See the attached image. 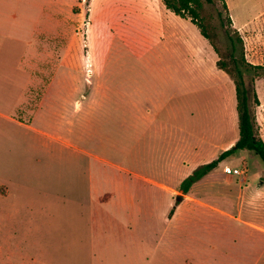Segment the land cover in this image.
Listing matches in <instances>:
<instances>
[{
    "label": "rangeland",
    "instance_id": "obj_1",
    "mask_svg": "<svg viewBox=\"0 0 264 264\" xmlns=\"http://www.w3.org/2000/svg\"><path fill=\"white\" fill-rule=\"evenodd\" d=\"M201 1L218 51L163 0H0V264H264L254 152L158 186L238 141L233 56L264 141V0Z\"/></svg>",
    "mask_w": 264,
    "mask_h": 264
},
{
    "label": "trees",
    "instance_id": "obj_2",
    "mask_svg": "<svg viewBox=\"0 0 264 264\" xmlns=\"http://www.w3.org/2000/svg\"><path fill=\"white\" fill-rule=\"evenodd\" d=\"M208 3H214L215 0H206ZM166 8L180 16L182 18L190 19L192 23L196 24L201 34L208 39L211 44H214L211 41V37L207 32L205 25L201 22L203 17L201 15V9L203 8V3L201 0H163ZM222 6L227 13V20L229 21L230 25H232V19L229 15V10L225 0H221ZM220 19L222 26L225 27L224 24V17L223 13H220ZM226 33L230 36V31L227 29ZM230 39L233 41L235 46V41L232 36ZM239 42H242L241 39L238 37ZM215 50L217 48L214 46ZM234 66H235V74L237 80H235L236 84V93H237V110L239 113V139L235 143L234 147L230 150L223 153L218 160H215L211 163L203 165L199 169L195 170L191 176H189L182 184L181 191L187 194L191 188V186L200 180L202 177L207 175L211 170H213L220 161L224 160L226 157L232 155L235 150H248L254 152L260 160L264 163V141L258 136L256 130V119L250 107V100L251 95L253 96L254 104L260 105L258 93L256 89L253 87L250 91L249 87L247 86L245 79H244V70L240 67L239 62L233 56ZM221 68L226 70L229 74H231L232 70L228 69L227 64L220 63ZM249 69L245 71H253L256 76L264 77V66H255V65H248Z\"/></svg>",
    "mask_w": 264,
    "mask_h": 264
},
{
    "label": "crops",
    "instance_id": "obj_3",
    "mask_svg": "<svg viewBox=\"0 0 264 264\" xmlns=\"http://www.w3.org/2000/svg\"><path fill=\"white\" fill-rule=\"evenodd\" d=\"M90 79H92V78H90ZM35 85L36 86H39L40 84H44V80L43 81H40V78L39 77H36L35 78ZM92 88H88V91L89 90H91ZM46 90H43V94L42 95H39V97H41L39 100H37V103H41V105H40V107H41V109H43V105H44V99H45V95H46ZM40 107H39V105H38V109H40ZM261 136H264V134L263 135H261ZM243 172V171H242ZM243 174H244V172H243ZM242 175V174H241ZM241 182L242 183H245L246 182V180L245 179H242L241 180ZM158 186H161L162 188H165L166 190H170V191H173L174 192V194H176V195H179V194H182L183 196H184V199L182 198V200L183 201H192V200H194V198L192 197V196H190V192L189 193H187V194H185V193H183L182 191H181V189H172V188H170V187H168V186H165V185H159L158 184ZM180 196V195H179Z\"/></svg>",
    "mask_w": 264,
    "mask_h": 264
},
{
    "label": "built area",
    "instance_id": "obj_4",
    "mask_svg": "<svg viewBox=\"0 0 264 264\" xmlns=\"http://www.w3.org/2000/svg\"><path fill=\"white\" fill-rule=\"evenodd\" d=\"M234 174H235V175H241V174H243V172H242V171L235 170V171H234Z\"/></svg>",
    "mask_w": 264,
    "mask_h": 264
}]
</instances>
